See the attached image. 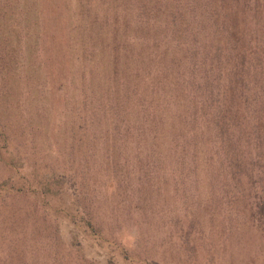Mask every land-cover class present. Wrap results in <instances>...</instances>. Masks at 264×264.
<instances>
[{
    "label": "trees",
    "instance_id": "16d2710c",
    "mask_svg": "<svg viewBox=\"0 0 264 264\" xmlns=\"http://www.w3.org/2000/svg\"><path fill=\"white\" fill-rule=\"evenodd\" d=\"M55 6L65 13L59 26L65 35L52 29L45 41L41 0H0V85H14L19 95L34 89L44 100L39 116L49 119L42 91L51 71L59 74L55 87L63 99L55 125L73 138L77 170L82 160L86 166L104 161L112 192L122 200L156 192L151 179L165 169L179 193L175 199L195 201L204 179L209 193L247 206L242 176L253 182L252 171L264 190V0H66ZM56 38L61 44L53 52ZM52 53L67 58L64 72L55 64L44 68ZM16 113L0 114V126L9 140L18 136L9 148L21 158L27 135L22 108ZM87 215L84 223L102 236L94 212ZM38 242L31 251L40 250ZM13 249L0 247V264H12Z\"/></svg>",
    "mask_w": 264,
    "mask_h": 264
},
{
    "label": "rangeland",
    "instance_id": "374dc122",
    "mask_svg": "<svg viewBox=\"0 0 264 264\" xmlns=\"http://www.w3.org/2000/svg\"><path fill=\"white\" fill-rule=\"evenodd\" d=\"M60 4L66 5V0H41L47 21L44 32L48 29L45 41L52 29L65 35L59 27L64 25L65 13L55 6ZM57 42L61 44L56 38L49 46L53 52ZM52 54L44 68L50 71L55 64L64 72L67 58ZM2 73L5 75L4 69ZM47 77L49 87L42 93L46 91L45 101L52 109L49 119L39 116L44 100L34 89L19 95L14 85H0L1 116L12 118L21 107L27 135L26 149L18 158L9 148L18 136L9 140L0 126V247H14L12 264H264V190L255 171L253 182L241 175L247 181V206L240 203L235 207L232 198L220 197V191L209 193L204 179L198 183L200 195L195 201L186 196L175 199V186L166 169L151 179L156 192L142 201L137 197L122 200L112 192L104 161L86 166L82 160L77 170L70 145L73 138L68 139L55 125L63 99L55 87L59 74L51 71ZM34 147V151L29 149ZM181 200H186L184 205ZM88 212H94L102 236L84 223ZM20 229L26 232L19 234ZM130 238L134 245L129 244ZM39 239L45 245L41 246ZM36 242L40 250L31 251ZM122 246L128 255L121 251Z\"/></svg>",
    "mask_w": 264,
    "mask_h": 264
}]
</instances>
